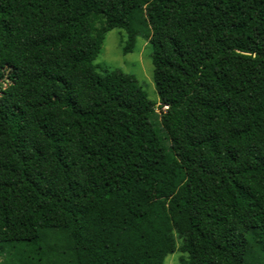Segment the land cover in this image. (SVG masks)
Masks as SVG:
<instances>
[{
  "label": "trees",
  "instance_id": "obj_1",
  "mask_svg": "<svg viewBox=\"0 0 264 264\" xmlns=\"http://www.w3.org/2000/svg\"><path fill=\"white\" fill-rule=\"evenodd\" d=\"M112 29L148 40L159 115L96 72ZM263 238L264 0H0V264H264Z\"/></svg>",
  "mask_w": 264,
  "mask_h": 264
},
{
  "label": "rangeland",
  "instance_id": "obj_2",
  "mask_svg": "<svg viewBox=\"0 0 264 264\" xmlns=\"http://www.w3.org/2000/svg\"><path fill=\"white\" fill-rule=\"evenodd\" d=\"M126 34L123 30H109L100 46L99 52L94 59V65L97 66L96 72L102 73V70L120 71L124 74L132 75L137 85L146 93L149 101L156 104L155 112L160 114V102L155 90L152 78V66L150 64L151 47L148 40L142 36L136 38L133 50L130 53L123 54ZM158 118H156V121ZM159 129V125H155ZM161 135V133L159 132ZM164 144H167L164 141ZM264 240V238H263ZM177 242V240H176ZM178 242L176 243V246ZM182 254L176 249L167 255L163 264H180L179 258ZM1 260V258H0Z\"/></svg>",
  "mask_w": 264,
  "mask_h": 264
}]
</instances>
